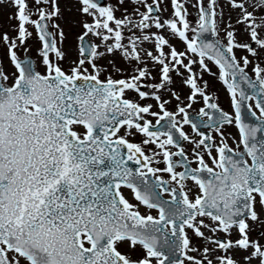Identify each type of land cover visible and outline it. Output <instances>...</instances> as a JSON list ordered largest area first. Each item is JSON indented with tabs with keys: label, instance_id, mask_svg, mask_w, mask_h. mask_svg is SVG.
I'll list each match as a JSON object with an SVG mask.
<instances>
[{
	"label": "snow or ice",
	"instance_id": "6c2138e0",
	"mask_svg": "<svg viewBox=\"0 0 264 264\" xmlns=\"http://www.w3.org/2000/svg\"><path fill=\"white\" fill-rule=\"evenodd\" d=\"M8 7L0 264H264V0Z\"/></svg>",
	"mask_w": 264,
	"mask_h": 264
},
{
	"label": "rangeland",
	"instance_id": "374dc122",
	"mask_svg": "<svg viewBox=\"0 0 264 264\" xmlns=\"http://www.w3.org/2000/svg\"><path fill=\"white\" fill-rule=\"evenodd\" d=\"M10 2H11V0H7V3L0 4V26H7V24L9 23L7 21V15L9 12L13 11V9L11 7H8V4H10ZM190 11H193V10L190 9ZM13 23H14V21H13ZM221 92H222L221 103L223 104V106L225 108H227L228 102H227L226 96L222 90H221Z\"/></svg>",
	"mask_w": 264,
	"mask_h": 264
},
{
	"label": "flooded vegetation",
	"instance_id": "af4514ba",
	"mask_svg": "<svg viewBox=\"0 0 264 264\" xmlns=\"http://www.w3.org/2000/svg\"><path fill=\"white\" fill-rule=\"evenodd\" d=\"M217 87H221V85L217 82ZM221 96H222V92H220V103H221ZM221 105H222V103H221Z\"/></svg>",
	"mask_w": 264,
	"mask_h": 264
}]
</instances>
